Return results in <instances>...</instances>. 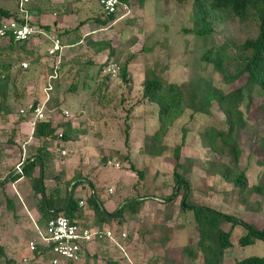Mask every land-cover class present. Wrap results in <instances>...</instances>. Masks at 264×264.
<instances>
[{"label": "rangeland", "instance_id": "obj_1", "mask_svg": "<svg viewBox=\"0 0 264 264\" xmlns=\"http://www.w3.org/2000/svg\"><path fill=\"white\" fill-rule=\"evenodd\" d=\"M0 7L15 12L18 3L16 0H0ZM91 7L96 11L95 3H91ZM206 11L205 23L209 25L210 32L200 36L195 32L204 23L194 8L193 0L183 3L177 0H143L142 5L139 0L129 1L127 10L122 9L117 14V17L126 16L116 19L111 30L114 41L108 49L109 53L112 50V55L104 59L95 52L67 61L63 59L61 64L64 66L59 73L63 75L59 76L51 95L52 104L69 113L67 118L60 114L57 121L68 122L71 129L77 131L69 135L65 145L59 143L58 148H54L57 135L63 129L56 132L52 146L57 154L56 172H62L67 179L80 173L84 181L96 183L109 213L125 198L149 197L139 215H124L122 228L118 231L127 235L128 244L124 247L127 258L138 264H201L200 260L192 262L186 254L179 258V251L195 247L197 241L193 212L179 209L182 189L178 187L173 206L156 209L159 201L153 199L156 196L159 200L173 193L176 149H179L182 162L178 171L189 181L190 204L211 207L258 227L264 225V197H248L246 192L249 201L243 204L241 198L229 195L233 185L222 181L221 173L230 164L231 154L227 147H222V152L211 150L207 146L209 138L206 133L210 129H226V117L211 98L201 101L199 97L206 96L205 89L216 91L219 96L244 83L245 77H242L226 84L213 69V64L205 61L203 56L210 50L214 54L218 47L223 46V65L233 73L242 57L240 45L257 37L259 25L253 18L242 21L228 13L212 11L208 6ZM6 44L1 42L0 46ZM31 54V63L21 54L18 57L20 64L9 73L10 78H17L14 83L10 79L6 83L11 93L9 105L12 108L10 114L3 112L0 117V121L5 120L4 124L8 126H18L20 109L35 100L43 102L47 98L40 80L42 66L37 65H43L45 54L38 51ZM4 59L0 55V61ZM21 63H27L28 67L18 74ZM124 65L132 80L129 91L120 80ZM110 67L116 71L115 77L107 70ZM4 75H0V80ZM148 75L178 85L189 106L168 131L159 136L155 145L152 136L159 130L158 107L142 99V83ZM74 86L73 91L71 87ZM197 89L200 93L194 94ZM251 97L253 100L245 96L239 106L245 126L237 127L233 134L239 151L237 167L245 173L248 189L264 183V99L257 91ZM202 103L206 105L203 111L190 107ZM10 131L0 133L2 143L9 139ZM23 133L27 135L24 143L32 134L29 125L23 127ZM37 143L32 141L33 145ZM217 145L218 148L222 146L219 140ZM27 147L33 151L31 144ZM151 147L155 154L150 153ZM57 149L64 150L66 154L61 155ZM129 164L142 171V180L127 170ZM1 172L2 168L0 179H3L6 174ZM47 185L53 187L54 183L48 181ZM109 189L113 190L112 194H108ZM87 190L82 194L83 198L87 196ZM83 208L84 220L91 221L92 211L85 204ZM12 221L9 213L0 207V238L6 256L15 264H30L32 256L28 242L38 239V233L43 231L42 225L39 223V228L34 227L31 233L18 238ZM110 227L111 230L116 229V221ZM229 227L227 225L226 229ZM245 234V227L236 224L231 231V245L223 253L222 264H235L247 257H264L263 240H256L248 246L238 244L239 238ZM170 247L172 250H168ZM118 258L120 252L112 246L108 253L97 252L95 257L90 256L79 264H107V261Z\"/></svg>", "mask_w": 264, "mask_h": 264}, {"label": "trees", "instance_id": "obj_2", "mask_svg": "<svg viewBox=\"0 0 264 264\" xmlns=\"http://www.w3.org/2000/svg\"><path fill=\"white\" fill-rule=\"evenodd\" d=\"M121 1L123 4L127 5L131 0ZM177 1L183 3L186 0ZM139 3L142 5L143 0H139ZM193 5L199 18L204 23L201 29L196 32L194 31L200 36L206 35L210 32L209 25L205 23L207 6L212 11L228 13L242 21L248 18H253L254 20H257L259 25V33L257 37L253 40H246L240 45L239 50L241 51L240 54L242 57L234 68L233 73H230L227 65L226 67L223 65V46L218 47L214 54L213 51L210 50L203 56L205 61L213 64V69L222 76L226 84L239 81L242 77H245L244 83L239 87L230 90L225 95L218 96L216 91L212 92L205 89L206 96H199L201 101L205 98H211V100L215 101L218 108L226 117V129H210L209 132H206L209 138L207 146L211 150L218 152H222V147L228 148L231 154V162L221 173L222 181L232 183L233 188L229 194L230 196L241 198V202L247 204L249 201L247 195L248 197L249 195L258 196L260 198L264 197V183L256 185L250 189L247 188L245 173L240 171L237 167L239 151L233 134L237 127L242 128L245 126L239 108L240 103L245 99V96H247L249 100H253L251 96L257 91L262 94L264 99V0H193ZM0 18L5 20L15 19L17 22L23 23V20L17 17V13L13 14L10 11L1 8ZM105 18L106 20L103 23L111 24L118 17L117 15H111L105 16ZM3 42L7 44L0 46V55L5 58L0 61V75L5 74L2 80H0V115L3 112L8 115L11 112L10 110L12 106L9 105L11 93L7 89L6 83L9 79L12 83L17 79L15 77L10 78L9 73L13 68L20 64V58L18 57H20L21 54H23L24 59L29 60L30 63L32 62V54L28 52L26 42L20 44L14 42L12 39L7 41L4 40ZM210 56H214V58L212 57L213 59H211ZM63 66L64 64L60 63L59 68L57 69L58 73L61 72ZM19 67L20 71L18 74H21L24 69L21 66ZM53 70L54 68L52 66L49 67L48 64L43 65L40 74L43 89L47 87V77L53 73ZM120 80L125 84L129 91L132 85V80L127 72L126 65L122 67ZM58 81L59 77L51 81L52 90L49 92V98L46 103L48 118L44 121L36 122L33 127V132L29 137L36 140L38 143L36 145L31 144L33 151L28 148L30 151L21 166V173H17L15 167L10 168L4 178L0 179V206H2L3 210L9 213V215L12 214L14 217L13 212L15 211V203L13 199L8 197L5 188L9 183H13L23 177L29 181L32 193L38 198L36 203L37 209L40 213L38 224L41 223L42 230H44L48 220L57 217L58 215H62L82 227L96 228L98 230L111 228V223L116 221L117 228L115 229V233L118 234L119 228H122L121 226L124 215L126 213L133 217L139 215L143 209V203L145 200L149 199V197L144 195L142 197L137 196L136 198H125L118 204V207L113 212L109 213L105 209V201L101 199L100 191L96 183L89 180L84 181L83 179L85 178L80 175V173L77 175L74 174L71 179H67L62 172H56L55 164L57 154L52 148L55 134L59 129H63L62 138L59 139L57 135V140L54 142V148H58L57 146L59 143L65 145L68 141L69 135L75 133V131L71 129L70 123L57 121L61 109L57 105L52 104L53 101L50 100L52 93L57 87ZM83 84L84 83H82V87ZM71 88L74 91L76 86ZM197 92L198 89L194 94L200 93ZM142 99L148 103L155 104L158 107L157 118L159 130L158 133L155 132L152 136V141L155 145V141L159 139V136L166 133L174 121L189 106H187V99H185L183 90L178 85L165 83L163 80L151 75H148L142 83ZM40 102L41 101L35 100L33 104ZM194 106L192 105L190 107L198 111L206 109V105H203V103L199 106ZM28 121V116H20L18 120L19 123ZM14 135L15 133L13 131L10 132L9 139L0 143V153H2L6 147L8 148L15 145ZM217 140H219L222 145L220 148H218ZM178 152L179 149H176V164L174 165L172 173L175 183L173 193L167 197L159 198L158 201L167 207L171 205L173 206L178 195V193H175V190L179 187V189H182L183 191L179 209L182 211L191 210L193 212L197 231L196 245L193 248L185 247L179 251V258L186 254L190 257L192 262L200 260L201 264H222L223 253L231 245V231L238 223L242 224L246 229V234L241 236L238 240L240 246L251 245L256 240L264 241V225L258 227L253 223L239 220L233 215L222 213L211 207L196 206L188 202L190 194L189 181L185 175L178 171V169L182 167ZM150 153L155 154L153 147L150 148ZM127 170L135 173L139 180L143 179L142 171L137 170L134 165L129 164ZM48 181H52L54 186H48ZM85 184L89 186L90 194L84 198L74 197L76 189ZM70 187L72 188L70 189ZM246 192L247 195H245ZM136 199L138 200L120 209L115 216L112 215L123 202ZM153 199L156 200L157 197L155 196ZM80 202L85 204L87 208L92 211L93 219L91 221L84 220V208L83 205L80 206ZM256 204L259 205L260 203ZM227 225L230 226L229 229H226ZM152 238L155 240L154 237ZM157 240L162 242L161 239ZM121 244L125 247L128 244V238L125 242H121ZM94 246L91 247L94 251L93 254H91V248L86 249L83 247L80 262L88 260L90 256L95 257L97 252H103L106 254L111 251L112 246L120 252V258L116 260L111 259L110 261H107V264H130V261H133L129 260L117 246L107 240L99 241L95 243ZM168 250H172L171 247ZM31 256L32 259L30 260V264H42L46 259L51 257V253L49 248L38 244L36 251L32 252ZM80 262H69L67 264H79ZM0 264H15L14 260L9 259L6 256L4 246L1 244V238ZM235 264H264V257H247L237 261Z\"/></svg>", "mask_w": 264, "mask_h": 264}, {"label": "crops", "instance_id": "obj_3", "mask_svg": "<svg viewBox=\"0 0 264 264\" xmlns=\"http://www.w3.org/2000/svg\"><path fill=\"white\" fill-rule=\"evenodd\" d=\"M16 1L18 3V10L15 12L3 7L0 8L8 10L13 14L17 13L18 18L23 19L26 17L30 24L36 28L37 32L27 43V50L29 53H37V51L40 54L44 53L43 65L48 64L51 67L54 59L47 55V50L52 48L55 41H58L61 46L59 52L60 61L63 59L67 61L75 57H80L83 54H94L95 52H98L104 59H108V56L112 55V50L109 53L108 47L114 41V35L111 32L114 22L111 24L103 23L106 18L100 10L98 0H28L24 4H22L21 0ZM91 3L96 4V11L92 10ZM20 4H22L21 7ZM20 8H23L25 13H22ZM125 16V14L123 16L119 15L117 19L121 20ZM3 20L5 19L0 18V22ZM37 65L43 68L42 63H38ZM62 75L61 73L58 77L60 76L61 78ZM4 121L3 119L0 121V133H5L9 129L11 130L10 132L13 131L15 133V145L6 147L0 153L1 174H7L13 165L15 168L18 165L22 166L31 150H28L27 145L32 144V141H34V139L28 137V141L23 143L24 138L27 137L23 133V127L29 125L31 133L33 132V124L31 121L19 123L15 127L4 124ZM74 131L77 132L76 130ZM86 190L88 191L86 195H89L90 189L87 187V184L80 186L74 192V197L83 198L82 194ZM5 191L8 197L13 199L15 203L14 217L12 214H10V217L13 219L12 226L15 232L18 233V238L21 235L24 237L26 234L31 233L30 230L34 227L39 228L38 221L40 213L37 209L36 197L30 189L28 180L21 177L13 183H9ZM156 200L158 201V199ZM164 206L159 201V204H156L155 207L157 209L163 208Z\"/></svg>", "mask_w": 264, "mask_h": 264}, {"label": "built area", "instance_id": "obj_4", "mask_svg": "<svg viewBox=\"0 0 264 264\" xmlns=\"http://www.w3.org/2000/svg\"><path fill=\"white\" fill-rule=\"evenodd\" d=\"M22 4L27 3L28 0H21ZM20 4V7L22 6ZM100 10L105 16L117 15L120 10H127L125 4L121 0H98ZM22 13H25L23 8H20ZM22 19V18H20ZM23 23L17 22L15 19L3 20L0 22V43L4 40L12 39L16 43H24L30 40L37 32L36 28L30 24L25 17L22 19ZM61 46L58 41H55L52 48L47 50V55L53 57L51 66L54 68L53 73L47 77V87L43 89L47 98L37 104H29L19 110L21 116H28L29 121L33 124L36 122L44 121L48 118V111L46 109V103L48 101V93L52 90L51 81L58 78L59 65L61 63L59 52ZM21 67L26 69L27 63H21ZM109 72H112V76H116L114 69L108 68ZM61 115L68 117L69 113L66 110H61ZM58 138H62V132L58 133ZM61 155H65L64 150L57 149ZM110 163V162H109ZM118 168V164H116ZM21 165L16 166V172L21 173ZM108 193H112V189L108 190ZM83 205L80 202V206ZM107 240L113 245L117 246L122 252H125L124 246L121 242L127 240V235L124 232L118 234L115 233V229L103 228L98 230L96 228H86L73 222L69 218L58 215L48 220L44 230L38 233V239L36 241L28 242V249L32 253L36 251L37 245L41 244L43 247H47L50 250L51 257L46 259L42 264H67L69 262L78 263L81 261L82 249H90L95 243ZM127 257V255L125 254ZM130 264H137L130 261Z\"/></svg>", "mask_w": 264, "mask_h": 264}, {"label": "water", "instance_id": "obj_5", "mask_svg": "<svg viewBox=\"0 0 264 264\" xmlns=\"http://www.w3.org/2000/svg\"><path fill=\"white\" fill-rule=\"evenodd\" d=\"M72 187H70V189H71ZM177 189H178V187L176 188V190H175V193L177 192ZM138 199H136V200H129V201H125V202H123L121 205H120V207L117 209V211H115L112 215L113 216H115L118 212H119V210L120 209H122L124 206H126V205H128V204H130V203H133V202H135V201H137Z\"/></svg>", "mask_w": 264, "mask_h": 264}]
</instances>
